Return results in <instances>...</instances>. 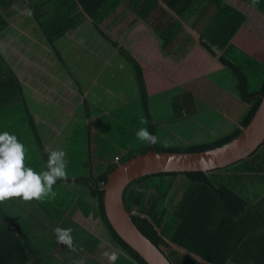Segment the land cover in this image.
I'll return each mask as SVG.
<instances>
[{"label":"crops","instance_id":"1","mask_svg":"<svg viewBox=\"0 0 264 264\" xmlns=\"http://www.w3.org/2000/svg\"><path fill=\"white\" fill-rule=\"evenodd\" d=\"M113 1L90 0L92 8L98 6L91 16L76 0H65L66 4L73 2L75 7L67 4L72 10L63 15L73 13L75 24L63 26L60 33L53 30L55 26H21V18L29 13L24 9L7 19L8 26L0 34V53L21 87L18 101H13V95L0 100V128H3L0 131L22 135L19 127L26 129L28 125L27 131L34 137L32 126L36 128L44 151L37 152L36 162L31 161L36 156L25 161L36 171L44 169L41 166L46 165L48 153L60 148L68 149L66 168L80 164L85 175L90 176L91 169L98 168L93 163L97 139L107 138L108 127L116 130V121L108 117L107 109L120 108L129 114L138 110L134 109L138 94L136 69L117 52L112 42L123 47L139 65L149 95L176 91L179 95L192 94L196 98L193 113L196 142H211L234 128L240 131L243 128L240 120L248 105L234 93V81L225 73L229 70L221 56L244 70L250 91L259 87L264 76V0H259L255 6L252 0H223L245 18L225 49L215 54L203 48L210 0H115L112 5ZM158 33L171 35L164 50L160 48ZM74 67H77V75ZM112 72L120 78V91H110L106 86L104 77ZM222 78L225 84L220 81ZM116 92L119 99L111 104ZM98 103H104L100 105L104 107L98 109ZM153 103L155 101L151 100V106ZM20 113L24 115L17 118L23 119L22 122H5ZM181 117L187 118L185 114ZM152 120L156 123L153 115ZM48 137L52 138L49 142ZM193 141L195 139L191 138L190 142ZM71 176L69 183L54 185L71 187L68 197L30 202L16 198L31 213L28 215L24 210L21 213L28 239L40 251L46 248L53 257V262L45 264H109L103 255L106 251L118 254L115 264H137L111 243L95 212L85 217L80 205L88 200L86 193L77 186L76 175ZM225 176L254 189L251 193L254 200L244 198L253 209L264 198V143L250 157L226 171ZM58 214L63 218L58 220ZM14 216L21 218L18 211ZM260 217H264L262 212ZM57 227L72 229L75 250L60 248L61 243L54 246L56 238L52 233Z\"/></svg>","mask_w":264,"mask_h":264},{"label":"trees","instance_id":"2","mask_svg":"<svg viewBox=\"0 0 264 264\" xmlns=\"http://www.w3.org/2000/svg\"><path fill=\"white\" fill-rule=\"evenodd\" d=\"M76 1L84 6L91 16L97 10L98 6L94 5L92 8L90 0ZM67 4L69 7H75L73 2H67ZM67 4L65 0H0V34L8 26L7 19L24 9L29 12L32 19L31 24L55 26L53 29L55 32H63V26L75 24L72 18L73 13L63 15L65 11L72 10ZM114 4L115 0L112 5ZM210 5L211 12L206 14V25L204 26L206 39L203 48L215 54L216 51L220 52L225 49L245 17L238 10L225 4L223 0H210ZM170 37L171 35L157 34L162 50L168 46ZM112 45L136 69L134 72L138 94L134 109L138 108V110L134 114L123 113L126 117L120 120V129L128 128L131 132L127 131V136L123 142H120V145L111 143L118 146L119 151H114L107 162H104L103 157L100 156L102 158L98 159L99 170L91 169L90 176L85 175L84 171L81 174L77 173L75 179L77 186L84 190L85 198L88 199L81 202L82 208L80 206L85 217L95 212L111 243L131 261L146 264L120 239L107 221L101 190L106 183L107 176L118 164L147 152L191 153L223 146L240 134V128H234L232 132L217 137L211 142H196L197 129L194 122L195 116H193L196 98L192 94L179 95L176 91H171L163 92V98L171 101L172 116L182 121L181 126H185L188 132L187 137L194 138L195 141L192 143L184 141L181 134L158 137V143L155 145L140 140L136 133L141 128H146L156 135L157 126L152 120L151 110L153 99L145 88L139 65L123 47L115 42H112ZM221 61L228 68L234 81V93L248 105L240 120V126L245 127L264 96V76L259 87L255 91H250L248 89L249 78L244 70L224 55L221 56ZM10 95H13L14 102L18 101L21 96V87L17 77L0 53V100ZM153 101L162 102V100ZM181 114H185L187 118L181 117ZM28 117L32 120L31 116ZM142 119L147 123H141ZM118 128L116 126V130ZM32 129L34 143L36 142L38 151L43 153L44 146L39 133L34 126ZM132 134L135 136H131ZM21 136H24L23 133ZM47 161L48 157L45 156L46 166ZM235 165L237 166L234 164L208 172L157 173L135 179L126 186L123 192V205L126 211L131 213V220L136 228L164 253L171 264H264V217H260L261 212L264 216V198L251 209L245 199L236 193L237 191L230 185L232 179L225 176V172ZM26 166L30 167L27 164ZM87 167L89 168L88 165ZM87 167L86 170H88ZM31 168L35 169V167ZM185 176L191 177L192 180L184 178L185 181L180 182L179 190L176 189L177 178ZM71 179L72 176L67 177L66 181L57 180L56 185H64ZM20 207L22 206L16 198L0 203V264H45L46 261H52L53 257L50 252L46 251V248L40 251L25 234L21 213L23 210L28 215L31 213L26 208L20 210ZM16 211L20 213V220L14 216ZM60 217L58 214V220L63 218V216ZM52 235L56 238L54 246H59L60 243L57 242L55 233ZM63 247L67 246L61 244L60 248Z\"/></svg>","mask_w":264,"mask_h":264},{"label":"water","instance_id":"3","mask_svg":"<svg viewBox=\"0 0 264 264\" xmlns=\"http://www.w3.org/2000/svg\"><path fill=\"white\" fill-rule=\"evenodd\" d=\"M264 143V96L250 122L229 143L201 152H147L120 163L102 186L104 213L114 232L146 264H171L164 253L134 225L123 205L126 186L135 179L157 173L208 172L247 159Z\"/></svg>","mask_w":264,"mask_h":264},{"label":"clouds","instance_id":"4","mask_svg":"<svg viewBox=\"0 0 264 264\" xmlns=\"http://www.w3.org/2000/svg\"><path fill=\"white\" fill-rule=\"evenodd\" d=\"M258 3L259 0H252L253 6ZM80 43L83 41L81 40ZM141 123L147 121L142 119ZM136 135L150 145L158 143V137L146 128L139 129ZM65 157L66 153L63 150L51 151L47 161L48 170L37 173L33 168L26 166V150L18 138L7 131L0 133V203L12 198H22L26 202L42 201L45 198L54 199L56 193L53 186L57 180H67ZM54 232L58 243L75 250L71 236L72 229L57 227ZM103 255L108 259L109 264H115L118 259V254L114 251H106Z\"/></svg>","mask_w":264,"mask_h":264},{"label":"rangeland","instance_id":"5","mask_svg":"<svg viewBox=\"0 0 264 264\" xmlns=\"http://www.w3.org/2000/svg\"><path fill=\"white\" fill-rule=\"evenodd\" d=\"M18 19H19V17H18ZM21 20H22L21 21L22 22L21 26H33L31 24L32 19H31L29 14H27L26 16H23V18H21ZM111 71H112V69L110 70V73H111ZM73 72H74L75 75H77V67L73 68ZM225 73L230 76L229 73H227V72H225ZM111 75H112V77H111ZM111 75H109V73H108V75L104 77V79H106L105 83H106L107 88L110 91H114V92L115 91H120V78H118V74L116 72H114V73L112 72ZM118 80H119V82H118ZM224 80H225V78L220 79V81H222L223 84H225ZM203 91L204 90L201 89V93H203ZM116 95H117V92H116ZM116 95L112 96L111 104H113L116 100L119 99V96L118 95L116 96ZM151 98L153 100H158V99L162 100V102L153 103L152 106H151L152 107V109H151L152 110V115L154 116V118L156 120V123H154V124L157 126V131H156L157 137L161 138V137L164 136V134H166L168 136H170V134H181L182 135V139L184 141L187 140V142H190V138L187 137L188 136V132L185 129V126H181L182 121H180V119L177 118L176 116H172V113L170 112V109L173 108L172 104H171V101L168 100L166 103H164L163 100H166V99L163 98V93L162 94H153V95H151ZM96 102L97 101L94 100L93 104H96ZM201 102H199V103H201ZM100 105H104V103H100V104L98 103L97 104L98 109H102L104 107V106H100ZM199 105H196V106L198 107ZM123 113H124L123 111H120V108H119V110L110 109V108L107 109V115H108V117L111 120H113V122L119 120L116 123V126L119 127V129L115 130L114 127H108L109 129H108L107 138L97 139V147H96L97 149L93 153V163L97 164L96 167H99V165H98L99 164V162H98L99 158L103 157L102 158L103 161L107 162L108 159L111 158V156H112L114 151H119L118 146H114L111 143H114L115 145H120V142H123L125 140V137L127 136V131L131 132V130L130 129L128 130V128L127 129H123L120 132V120H123L122 117L123 118L126 117ZM23 115H24L23 113L14 115L12 117V119L5 120V122L16 123V122L19 121L18 123H20V122H22L23 119H20V118H17V117H20V116H23ZM121 123H122V121H121ZM122 124H124V123H122ZM27 127H28V125L26 126V129H23V128L19 127V129L23 132V135L26 138L28 137L26 140H23V138L21 136V133H15V134L20 135V136H18V135H15V136L18 138L19 142L22 143L24 145V147H25L26 159H30L31 160V157H35L36 156V158L33 160V163H34V162H36L38 160V155H37L38 149H37L36 142L34 143V146H33L32 141H33L34 137L32 136L31 131H29V130L27 131V129H28ZM26 131H27V134H26ZM131 136H135V135L132 134ZM51 139L48 137V138H46V141H48V140L50 141ZM44 145L46 146V143ZM58 149L60 150V148H58ZM34 150H36V151H34ZM63 151L67 155L68 149L67 150H63ZM48 155H49V153H48ZM100 156H102V157H100ZM65 159L67 160V157H65ZM79 165L80 164H73V167L67 166V168H66L67 176L78 175L79 173L81 174L84 170ZM41 168H44V169L42 171L38 170L36 172L37 173H42V172L48 170L46 165L41 166ZM184 178L186 180H192L191 177H189V176L178 177L177 181H176L177 183H176V186H175V187H177L176 189L179 190V186L181 184L180 182H181V180H185ZM230 185H231V187L234 190L237 191L236 193L241 195L246 200H248V201L249 200L250 201L254 200V198L251 197V193H253L254 189H251L247 183H243L242 181L235 182L234 179H232ZM53 190L56 193L55 198L54 199L45 198V200L49 199L50 201H57L58 199H61L63 197H68V195L72 191L71 187H68V186H66L65 188H62L61 186H54ZM82 191L84 192L83 189H82ZM22 208L23 207H20L19 209L23 210L24 208L23 209ZM26 209H28V208H26ZM27 218H29V217H27Z\"/></svg>","mask_w":264,"mask_h":264}]
</instances>
